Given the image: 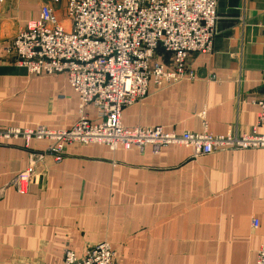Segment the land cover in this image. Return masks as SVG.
<instances>
[{"label": "crops", "instance_id": "crops-1", "mask_svg": "<svg viewBox=\"0 0 264 264\" xmlns=\"http://www.w3.org/2000/svg\"><path fill=\"white\" fill-rule=\"evenodd\" d=\"M44 3L68 25L64 1L0 4V129H64L77 120L65 75H29L5 50ZM216 14L212 51L188 58L195 78L149 84L141 102L123 108V125L264 134L256 104L264 88V0H217ZM87 112L96 119L93 108ZM48 145H0V264H62L65 250L82 256L103 241L121 264H254L264 246V147L195 156L180 144L154 154L150 146L72 143L59 163L44 157L19 193L15 175L30 165V152Z\"/></svg>", "mask_w": 264, "mask_h": 264}, {"label": "built area", "instance_id": "built-area-1", "mask_svg": "<svg viewBox=\"0 0 264 264\" xmlns=\"http://www.w3.org/2000/svg\"><path fill=\"white\" fill-rule=\"evenodd\" d=\"M216 6L217 0H66L68 25H64L52 5L42 4L39 17L28 20L5 50L29 75H65L77 95L78 117L64 129L42 125L0 129V145L20 140L28 149L33 140L49 142L45 150L30 152V165L15 175L17 191L27 192L35 167L44 157L59 163L65 146L72 143L104 145L111 151H142L150 146L154 154L180 144L191 148L195 156L263 148L264 134L256 129L251 133L177 134L161 126L127 127L121 122L123 108L141 102L149 84L161 88L195 78L188 69V58L212 51ZM256 104L258 124H264V88ZM90 107L96 111V119L89 117ZM200 117L205 127L204 111ZM257 225L252 219L251 226ZM62 264L121 263L103 241L82 256L65 250ZM254 264H264L263 245L255 250Z\"/></svg>", "mask_w": 264, "mask_h": 264}, {"label": "rangeland", "instance_id": "rangeland-1", "mask_svg": "<svg viewBox=\"0 0 264 264\" xmlns=\"http://www.w3.org/2000/svg\"><path fill=\"white\" fill-rule=\"evenodd\" d=\"M59 1H64V3H66V0H59ZM59 8L63 10V6L62 8L59 6Z\"/></svg>", "mask_w": 264, "mask_h": 264}]
</instances>
